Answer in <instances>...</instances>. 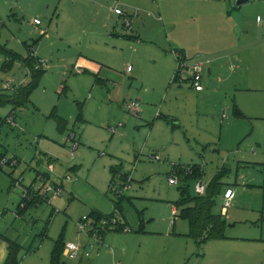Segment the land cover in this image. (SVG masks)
Returning <instances> with one entry per match:
<instances>
[{"label": "rangeland", "instance_id": "obj_1", "mask_svg": "<svg viewBox=\"0 0 264 264\" xmlns=\"http://www.w3.org/2000/svg\"><path fill=\"white\" fill-rule=\"evenodd\" d=\"M114 3L127 11L138 10V18L150 14L151 23L140 36L150 48L147 55L140 58V52H134L133 43L139 40L126 38L124 34L131 35L130 30L120 23L115 28L118 36L110 35L117 17L111 15L109 24L104 14ZM210 13L218 16L217 22L220 13L230 14L232 22L239 23L237 28L246 32L243 40H248L247 35L264 36V0H249L239 7L234 0H0V45L22 56L3 68L0 52V94H13L32 82L30 61H26L30 50L44 61L43 73L25 103L16 108L9 103L0 105V152L16 162L0 168L2 252L8 239L20 246L19 264H47L60 234L64 242L76 239V222L81 216L89 218L92 210L102 214L117 210L118 219L127 223L129 231L103 235L98 250L103 254V248H108V255L100 264H176V251L173 257L169 254L172 245L179 247L178 264H227L216 254L219 250L209 247L213 239L198 245L184 235L186 221L170 213L182 184L194 195L195 182L180 180L170 185L168 173L173 164L192 162L203 163V183L221 172L214 211L236 223L227 224L224 234L264 238V165L242 158L257 148L252 132L255 127L258 133L262 121L238 118L225 81L209 88L208 77L212 76L204 71V95L198 99L189 93L193 89L186 81L182 86L185 93L176 100L155 94L150 106L152 102L144 95L159 73L168 36L179 42L178 48L182 41L189 48L196 47L201 38L198 28L208 24L203 16ZM257 16L262 21L257 22ZM34 18L40 21L38 25ZM79 54L102 66L97 71L77 72L73 61ZM31 63L35 69L40 67L36 59ZM126 96L137 97L142 110L148 104L149 115L127 112ZM53 110L66 121L62 131L51 116ZM157 113L161 116L156 117ZM9 117L13 124L7 122ZM114 167L130 178L119 209L113 188L123 181L112 173ZM40 175L48 184H61L60 196L27 205L20 213L17 205L22 190L39 188ZM18 178L15 185L13 180ZM228 186L235 197L223 213L222 193ZM139 223L143 232L138 231ZM111 236L116 239L109 242ZM147 251L156 255V261H149ZM79 261L61 259L65 264Z\"/></svg>", "mask_w": 264, "mask_h": 264}, {"label": "crops", "instance_id": "obj_2", "mask_svg": "<svg viewBox=\"0 0 264 264\" xmlns=\"http://www.w3.org/2000/svg\"><path fill=\"white\" fill-rule=\"evenodd\" d=\"M114 5H119L123 7L122 5L117 3H114L113 5H109L107 8V12H105L104 14L108 22L111 20V15L114 16L116 15L111 10V8ZM101 6L103 5L101 4ZM148 15L150 14L147 13L146 16H143L144 18L140 15V17L138 18L139 14L137 13L136 16L132 18L131 27L129 28L130 30L129 33H131V35L126 36V34H124L126 38L139 40V41L136 40L133 43V45H134V52L136 54L140 52L139 55L140 58L143 55H147L150 50V48L147 45L143 44L140 41V36L146 33L149 24L151 23V19L149 18ZM116 17L117 20L113 21L114 25L111 21L109 22V24L112 23L110 27V35L112 36H118V32L115 30L118 23H120V25L123 27L121 18L118 16ZM216 17L218 16H214L212 13L203 16V19H206L205 22H208V24L204 28L203 27L198 28L201 31V38L199 39L201 40V42L198 40L196 47L189 48L184 44V41H182L181 46L178 48L176 46L180 45L179 42L176 41L171 36H168V40L166 39L167 40L166 43H168L166 53L164 50V55L163 54L160 55L159 73L156 77V80H154L153 84L150 83V85L147 86L148 88L145 89V94H144L146 95L145 99L152 102L150 106H152V104L154 103L152 97H154L155 94H159V97L161 94L164 95V97L170 95L171 98L170 101L176 100L177 97L180 96V94L185 93V90L182 88V86L185 84L184 81H186V84L189 85V87H191L188 81V77L190 74L188 68L194 62L202 63L203 71L207 72L208 75L213 77V79L216 82V85L218 84V81L219 82H222L223 80L225 81V88L228 91L227 94L230 95L229 93H231L233 95V100L235 101L232 102V106L236 110V114L237 112L240 113L237 114L238 118L243 117L244 119H256L262 121L263 124L261 123L258 126L259 127L258 133L255 134V130H256L255 127H253V132H252V135L254 134V139H253L254 144L256 145L257 148L256 149L252 148L251 156L248 155L249 157L248 156L246 157V155L243 154L242 158L244 159L250 158L249 160H245V162H250L252 164L254 163L255 165H262V164L264 165V36L261 38L260 36L261 34L251 35V36L247 35L248 40L247 41L243 40L242 39V37H244L243 33L246 32L244 30H239V28H237L239 23L237 21L235 23L234 21L232 22V19H230L231 18L230 14L220 13L219 22L216 21L217 20ZM185 20L187 19L185 18ZM180 27L182 26L180 25ZM160 49L163 48H161L160 46ZM176 49L180 51L186 66L184 70L178 73H175V67H176L175 57L173 56V54H170L171 53L170 50H176ZM16 54L18 55L17 59H20L22 57L20 54L18 53ZM155 54L159 56L158 52H155ZM36 57L39 58L38 56ZM73 64H74L73 65L74 68L79 67L84 71H89V70L97 71L102 66V64L96 61L95 59L86 57L85 55L82 54H79L74 59ZM132 70H134L133 67L131 68V71ZM224 74L226 76H224ZM136 75H138V71L136 72ZM226 79L229 81V83H226ZM157 81H159V84L162 83V85L157 86L155 84ZM248 81H253V82H248ZM165 85L166 88L164 90L163 87H165ZM189 93L194 95L197 99L204 95L203 89L200 91L190 90ZM137 95L138 97L143 98V96L140 95V92H138ZM125 98H127L125 99V101L128 99H136L139 102V99H137V97L128 98V96H126ZM185 108H188V106ZM139 109H140L139 115L133 114L127 111L126 109L125 110L134 116H141L142 113H144L145 117H147L149 115V111H151V109L148 107V104L146 103L145 105H143V110H142V108H140V102H139ZM159 116H161V113H157L156 117ZM241 136L242 135H240L239 138H241ZM47 159L49 161H52V157H48ZM244 159H241L240 157V160L244 161ZM192 163L200 164L202 166L201 168L204 173V169L202 165L203 163H199V162H192ZM183 164H187V163H183ZM49 167H51V165H49ZM204 184L206 185V183ZM171 205L172 207L170 213L172 215L173 208H175L176 211L177 208L173 204ZM92 211H96V210H92ZM173 221L174 219L171 220V223H173ZM228 224L230 226H233L236 223L229 221ZM138 231L143 232L142 224L139 225ZM81 235L82 233L81 234L79 233L75 237L76 238L75 240L67 241V242H75L84 245L86 243V237L83 234L84 238H82ZM1 236L2 235H0V237ZM1 238H3V236ZM113 239L116 238H114V236H111L109 237L108 241L110 242V240ZM131 239L136 240L135 237ZM213 240L215 242H211L212 244H210L209 247L215 252L216 250H219V252L216 254L220 259L225 260L227 264H264V238H262L260 235L259 236L255 235L253 237H241V238L225 235V238L213 239ZM205 242L206 240L202 243L206 244ZM245 247H249L251 251L250 252L246 251V253H244L242 249ZM178 249H179L178 245H176L175 247L174 245H172L169 249V254L171 257L174 256V253L176 251L175 254V260L177 262L176 264H178V261L180 259V254ZM0 250H1L0 263L4 264L8 252L7 244L6 247L3 249V252H2V248ZM102 253L103 254H101V251L99 250L97 251L93 250L90 253V255L87 257L79 253L78 256L74 259H68L62 253L61 259L80 260L77 264H100L102 260L107 257L108 248L105 249L103 248ZM109 253L114 254L112 251ZM145 254L148 255L149 261H156L157 257L155 254H152L149 251H147ZM92 256L93 258H91ZM101 256L102 259L100 260ZM49 259H50V254H49ZM83 259L85 260L89 259V260L85 261ZM18 264H19V259H18ZM61 264H65V263L61 262Z\"/></svg>", "mask_w": 264, "mask_h": 264}, {"label": "trees", "instance_id": "obj_3", "mask_svg": "<svg viewBox=\"0 0 264 264\" xmlns=\"http://www.w3.org/2000/svg\"><path fill=\"white\" fill-rule=\"evenodd\" d=\"M0 52L4 55V60L2 62V67L5 68L12 64V61L18 58V55L13 51L6 49L4 46L0 45ZM34 59V60H33ZM34 57H29L26 59L28 67L33 75L32 82L27 86H22L13 94H0V105L4 103H9L12 107L16 108L25 103L29 97L30 92L36 86L38 79L43 73V68L38 69L33 68L31 61L35 63ZM37 61V59H36ZM22 88V89H21ZM237 114H240L237 112ZM52 118L56 121V126L59 131L65 128L66 121L56 115L53 110L51 113ZM1 153V152H0ZM2 155V153H1ZM183 167H189L190 172L186 173ZM202 166L198 163H187V164H173L170 172H176L183 182H188L193 180H201L203 176ZM120 172L118 168H113L112 173ZM221 172L215 174L205 185V192L202 195L195 194L190 195L187 191V184H182L179 194L180 197L176 201L171 202L177 208L176 216L180 219L186 221L187 232L186 236L192 238L198 245L207 239H222L225 238L224 230L228 224L227 220L220 215V213H215L214 207L216 206V198L221 192ZM124 174V173H123ZM126 175V174H124ZM125 178H122L124 181ZM124 194L118 197L116 203V209H119V204L123 199ZM111 213L102 214L97 211H91L89 216L96 221L100 218H108ZM142 224V223H139ZM127 226L125 221L119 219L118 228L121 229L123 226ZM118 229V230H119ZM116 230V231H118ZM104 235V233H103ZM2 237V236H1ZM4 238V237H3ZM5 239V238H4ZM7 240V256L4 264H18V252L20 246L11 240ZM64 247L63 234H60L58 238L54 241L53 247L50 251V259L48 264H61V254Z\"/></svg>", "mask_w": 264, "mask_h": 264}, {"label": "built area", "instance_id": "obj_4", "mask_svg": "<svg viewBox=\"0 0 264 264\" xmlns=\"http://www.w3.org/2000/svg\"><path fill=\"white\" fill-rule=\"evenodd\" d=\"M111 10L116 14V16L121 18L122 25L124 28L129 29L131 27V21L132 18L136 16L138 13V10L133 11H127L126 8L121 7L119 5H114ZM256 21L260 22L261 19L259 16L256 17ZM33 23L35 25H38L40 21L36 18L33 19ZM33 50H30L28 53L29 57H34L37 59V61L40 63V67L43 68L44 61L40 58H37L32 53ZM173 55L175 57L176 67H175V73L181 72L186 68L185 61L181 54L179 52L172 50ZM76 71L79 72L80 68L75 67ZM130 70V66L127 67V71ZM188 70L190 71L188 81L195 91H200L203 89L202 86V63L200 62H194ZM124 107L127 111L138 114L139 115V102L136 99H128L124 102ZM225 115V112L223 113ZM7 122L13 124V120L11 117L7 118ZM154 158L158 159V155H153ZM16 162L13 158H7L5 155L0 156V168H4L5 166H15ZM183 169L186 170V173L190 172L189 167H183ZM123 173L118 172L117 178H119L122 181V178L124 177L125 180L122 184H119L120 187H117L116 189L113 188V191L115 192V195L120 197L124 190L129 188V181L130 178L127 175H124ZM37 178L42 182V185L34 189L32 187L25 188L22 190V197L17 205V210L21 213L27 205L36 204L40 201H43L44 199L50 200L52 198L60 196L62 192L61 184L54 183V184H48L46 181H43L44 178L40 176H37ZM180 176L176 172H169L167 181L170 185L177 184L180 181ZM14 184H19V178L14 179ZM112 182L109 184V188L112 189ZM205 192V184L197 180L194 184V193L198 195H202ZM235 197V191L232 187L228 186L222 193V205H221V211L224 213L225 210L231 205L232 200ZM176 209L173 208L172 210V216H176ZM77 230L79 233H82L86 237V243L84 245L75 243V242H66L64 243V247L62 250V253L67 257L68 259H74L78 256L79 253H81L83 256L87 257L90 255V253L93 250H98V246L102 244V237L103 233L105 234L108 231H116L118 230L119 226V219H118V212L117 210H114L111 212L110 216L108 218H100L99 220H95L92 217L87 216H81L78 221L76 222ZM124 232H128L129 228L127 226H123L121 229Z\"/></svg>", "mask_w": 264, "mask_h": 264}, {"label": "water", "instance_id": "obj_5", "mask_svg": "<svg viewBox=\"0 0 264 264\" xmlns=\"http://www.w3.org/2000/svg\"><path fill=\"white\" fill-rule=\"evenodd\" d=\"M247 1H249V0H234L235 7H239ZM215 86H216L215 80L212 77H208V87L213 88Z\"/></svg>", "mask_w": 264, "mask_h": 264}]
</instances>
